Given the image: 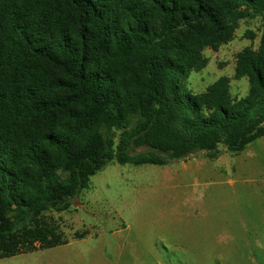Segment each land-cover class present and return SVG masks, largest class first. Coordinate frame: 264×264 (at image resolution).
Listing matches in <instances>:
<instances>
[{
	"label": "trees",
	"instance_id": "1",
	"mask_svg": "<svg viewBox=\"0 0 264 264\" xmlns=\"http://www.w3.org/2000/svg\"><path fill=\"white\" fill-rule=\"evenodd\" d=\"M256 15L264 0H0V258L67 243L46 212L109 161L215 158L264 136V28L237 53L246 96L228 77L189 85L204 49Z\"/></svg>",
	"mask_w": 264,
	"mask_h": 264
},
{
	"label": "rangeland",
	"instance_id": "2",
	"mask_svg": "<svg viewBox=\"0 0 264 264\" xmlns=\"http://www.w3.org/2000/svg\"><path fill=\"white\" fill-rule=\"evenodd\" d=\"M263 28L262 15L241 19L231 41L205 48L208 62L190 73L192 90L228 77L231 93L246 96L236 57L259 46ZM122 131L113 129L115 143ZM215 154L200 150L164 165L109 161L67 210L46 212L67 243L0 264H264V136L240 151L220 143Z\"/></svg>",
	"mask_w": 264,
	"mask_h": 264
}]
</instances>
